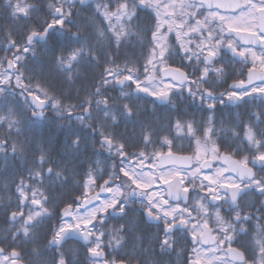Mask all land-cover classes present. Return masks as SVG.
Instances as JSON below:
<instances>
[{"label": "snow or ice", "instance_id": "6c2138e0", "mask_svg": "<svg viewBox=\"0 0 264 264\" xmlns=\"http://www.w3.org/2000/svg\"><path fill=\"white\" fill-rule=\"evenodd\" d=\"M0 21V264H264V0H3Z\"/></svg>", "mask_w": 264, "mask_h": 264}, {"label": "flooded vegetation", "instance_id": "af4514ba", "mask_svg": "<svg viewBox=\"0 0 264 264\" xmlns=\"http://www.w3.org/2000/svg\"><path fill=\"white\" fill-rule=\"evenodd\" d=\"M93 7H94V5H93ZM171 39H174V37H171ZM0 51H1V57H3L5 55V53L2 50H0ZM170 63H172V66L173 67H179V66H181V63L182 62L180 60V57L179 56H176V57H174L173 61H170ZM241 68H243L246 71L247 66H245V65H237V71H239ZM229 83H231V80L229 81ZM226 86L227 85H225L224 87H226ZM220 90L222 91L223 88H221ZM162 111H167V110H162ZM182 111H187L190 114L189 116L186 117V119H191L192 118V115L191 114H193V113L195 114V116H196L197 119H199L201 116H206L207 115V113H202V112L198 111V106L197 105H192V106L183 105L182 106ZM232 111L239 113V112H242L243 110L242 109H232ZM175 118H176V114L173 113L172 114V119L174 120ZM243 118L245 120L247 119L246 116L243 117ZM163 123H167V118H165V120L163 121ZM41 127H43V128H41ZM41 127H38L36 130H38V131L41 130L42 133H44V131H46V130L48 132L50 131V128L47 125H44V126H41ZM177 143L178 144H182L183 147H184V149L187 150V151H185V152H183L181 154H183V155L191 154V148H190L187 140L177 141ZM193 147H194V145H193ZM216 166H218V165H214V168ZM214 168L212 170H214ZM212 170H206V171H212ZM159 187H163V186L161 185ZM253 199H256V198L254 197ZM116 223H117L116 220H111L109 222V226L115 225ZM2 225H3V221L0 220V227H2ZM106 251H108V250H106Z\"/></svg>", "mask_w": 264, "mask_h": 264}, {"label": "trees", "instance_id": "16d2710c", "mask_svg": "<svg viewBox=\"0 0 264 264\" xmlns=\"http://www.w3.org/2000/svg\"><path fill=\"white\" fill-rule=\"evenodd\" d=\"M3 2V0H0V3H2ZM0 23H3V21H0ZM3 39V34L2 33H0V40H2ZM0 57H1V51H0ZM113 95H115L116 93H112ZM38 134L40 133V131H38V130H35ZM48 133V131L46 130V131H44V134H47ZM3 226V225H2Z\"/></svg>", "mask_w": 264, "mask_h": 264}, {"label": "rangeland", "instance_id": "374dc122", "mask_svg": "<svg viewBox=\"0 0 264 264\" xmlns=\"http://www.w3.org/2000/svg\"><path fill=\"white\" fill-rule=\"evenodd\" d=\"M41 128H43V127H41ZM39 131H40V133H42L41 130H39Z\"/></svg>", "mask_w": 264, "mask_h": 264}]
</instances>
